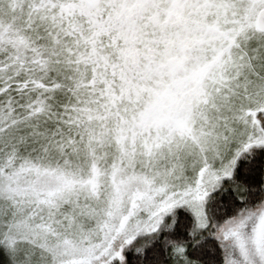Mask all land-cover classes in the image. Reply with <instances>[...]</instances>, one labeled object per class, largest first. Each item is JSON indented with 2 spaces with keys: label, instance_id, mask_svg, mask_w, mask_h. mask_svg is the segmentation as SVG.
<instances>
[{
  "label": "snow or ice",
  "instance_id": "6c2138e0",
  "mask_svg": "<svg viewBox=\"0 0 264 264\" xmlns=\"http://www.w3.org/2000/svg\"><path fill=\"white\" fill-rule=\"evenodd\" d=\"M0 264H264V0H0Z\"/></svg>",
  "mask_w": 264,
  "mask_h": 264
}]
</instances>
